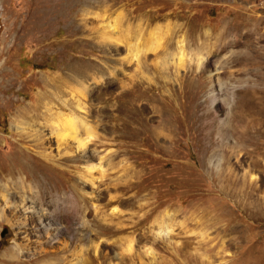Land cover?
<instances>
[{
    "label": "rangeland",
    "instance_id": "rangeland-1",
    "mask_svg": "<svg viewBox=\"0 0 264 264\" xmlns=\"http://www.w3.org/2000/svg\"><path fill=\"white\" fill-rule=\"evenodd\" d=\"M96 1L71 0L58 12L46 0H0V264H33L29 257L42 240V212L57 211L59 227L80 232L85 222L94 226L95 206L106 217L102 225L125 231L91 236L102 253L93 264H264V148L225 156L218 136H212L213 143L207 137L210 117L200 118L210 106V87L264 90V0ZM119 14L123 19L116 22ZM150 19L153 24L144 32L160 24L162 47L147 52L143 66L140 58L125 63L123 44L116 50L113 40L101 36L104 30L108 38L122 36L128 25L146 27ZM107 21L110 28H104ZM196 55L203 59L202 69ZM216 68L219 74L209 82L205 77L214 76ZM137 73L142 89L157 102L170 99L166 111L171 118L190 98L191 130H181L174 121L167 139L155 141L149 132L127 138L117 96ZM183 77L189 81L184 92L178 91ZM78 101L92 107L88 126L95 135L85 147L87 157L72 138L59 145L54 136L55 124ZM213 108L224 114L221 105ZM144 115L153 114L147 109ZM152 139L172 154L171 161L162 164L150 157ZM42 148L54 158L40 154ZM64 151L69 162L60 157ZM156 173L167 182L151 183ZM29 174L37 176L38 184L29 181ZM171 176L183 177L190 186L178 185ZM75 182L94 207L76 208ZM36 192L46 195L43 203L35 201ZM128 239L133 240L130 252ZM84 243L74 241L64 263L76 262L73 256Z\"/></svg>",
    "mask_w": 264,
    "mask_h": 264
},
{
    "label": "bare ground",
    "instance_id": "bare-ground-1",
    "mask_svg": "<svg viewBox=\"0 0 264 264\" xmlns=\"http://www.w3.org/2000/svg\"><path fill=\"white\" fill-rule=\"evenodd\" d=\"M69 1L71 0H48V1L46 0L47 2L46 5L50 6L52 4L53 9L55 11L60 12V11H64L63 6L68 5ZM72 1L75 3V0ZM102 1H103L102 3H107L108 1H111L112 3L118 2V0H102ZM96 2H98V0ZM92 4L94 5L93 2ZM132 12H140V11L134 9V11ZM88 13L89 12H87V15ZM33 19L38 20L36 17H34ZM120 19L121 20L123 19L121 14H119L116 17L115 21L117 22ZM149 21H151V23H147L146 27H143L142 24L138 22L136 29H132L128 25L125 28V31L122 33V36L118 35L115 37L112 36L114 38H110V37L108 38L107 31L105 30L104 31L102 30L103 33L101 34V36L103 37V39L107 38L109 40H113L115 44L114 46H116L117 48L116 50L120 48V46H118V43L123 44L125 48L124 50H126V57L123 60L125 61V63H130L133 59L140 58L139 62L143 66L145 65V60L143 61V57L146 56L147 52L157 51L162 47L163 28L162 26H160V24H155V26L151 27V29H149L148 32H144L145 28H148L153 24L152 19H150ZM37 25L39 27L40 24ZM105 27H109V28L111 27L109 21H107L104 28ZM163 27L166 28L165 30L166 34L169 31H171L169 22ZM231 27H234V25L231 24ZM223 32H224L223 34H225V30ZM76 33L77 31L74 30L70 33V35L74 36ZM170 56H174V55H170ZM183 60H184V55L182 54L181 58H179L180 63ZM202 60L203 59L202 57H200V55H196L197 66L201 67V69L205 66ZM166 63L167 60H164L162 62L164 68ZM203 72H201L200 74H203ZM215 72L216 74L214 76L209 75L206 76L205 79L208 80L209 82H213L215 80V76L219 74L217 68L215 69ZM142 79L143 77L139 76L138 73L136 75L134 74L130 76L129 82L127 84V89H125L121 94L117 96V106H118L117 109L119 112L124 114V118L123 121H121V125L125 130L127 138L134 139V137H137L139 135H143L144 137L146 136V132H149L152 138L155 139V141L156 140L159 141L165 138L167 139V137L169 136L167 132L173 130L172 127L174 121L179 124L178 127L181 130L188 128H190L191 130V128H193L194 126V122L190 121L189 124V120H188V114L191 107L190 98L186 99L185 102L182 101L179 104V107L177 108L174 117L171 118L169 114H167L168 112L166 111V107L169 106L168 100L170 99L169 98L167 100L160 99L161 103L157 102L158 98L156 99L152 94L149 95V92L144 91L142 89L143 86ZM188 83L189 81H186L185 77H183L181 87L179 88L178 91L184 92L185 85L189 86ZM237 86L235 84H232L230 86H224V87L218 85V89L212 87L208 88L206 93V100L209 102L210 106H208L207 110L200 116V118L210 117V121L207 125V130H208L207 137L209 139V142L213 143L212 136L214 134L218 136V139L225 146L224 149L222 150L223 151L222 153L225 156L229 154L235 156L238 155L239 152H243V155H249L252 152L255 153L264 148V90L256 91V90L247 89L243 92L239 91L238 93L236 90ZM258 93H262L263 96L257 98L256 95ZM215 103L222 106V108L224 109L223 115L221 116L218 115L217 110L213 108ZM147 109H149L150 112L153 114L149 119L146 118L144 115V112ZM80 110L85 112L84 115L80 113ZM75 112H77L78 115L75 114ZM91 114H92V107L90 105H87L85 103H80L78 101V104L73 112L70 111V114L67 115V117L64 118L63 120L62 118H60L58 122L55 124L56 133L54 134L55 139L59 141V145H61L67 139L72 138V140H74L76 143V150L83 152V156L85 157L86 155L84 151L87 142L88 140L91 139L90 137L95 135L93 133L92 128L88 126V118L89 116H91ZM79 130L82 132L81 137H78L77 135ZM230 138L233 140V142H231V145H228L227 143L230 140ZM153 139L152 142L149 141L150 144L147 145L150 157L154 158L155 159L154 161L160 163L163 162L162 164L168 162L169 160L171 161L173 157L172 154L167 152L165 148H163L161 145L156 144L153 141ZM42 149L43 150L41 151L40 154H43V156L45 157H53L51 153L49 152L46 153L45 149L44 148ZM63 149L65 150V148ZM68 156L69 154L66 151H64L63 154H60V157H63V160L66 162H69L71 160ZM166 158H169V160L166 161ZM91 166H89L87 169L89 175L92 169ZM154 175L151 176V178L149 179L151 183L164 184L167 182L161 177L162 175H159L157 173ZM229 176H231V174ZM158 177H161V179H158ZM178 178H176L175 176H171V179L174 182H176L178 185L187 186V187L190 186V183H188L185 180H181L183 177L180 179ZM171 179L169 178L168 180L169 184L173 183ZM83 180H85L83 182H89L90 186H93L94 184L92 180L89 179L87 180L83 179ZM29 181L34 182L35 184H38L39 182L35 174L33 175L29 174ZM233 181L235 182V179ZM137 187H135V189ZM127 189L130 188H125L123 189V191L128 192ZM72 190L74 196L78 200L76 203V208H78L79 210L81 209L84 210L83 208L86 207L89 208V205L93 206L92 202H90V198H88L84 193H82L81 190H79L78 183L76 182L73 183ZM44 196H46L44 195V193L39 194V192H36L34 199L39 203L40 202L43 203ZM95 196L96 198L101 197V195L99 194H96ZM112 198L116 199L117 202L120 201L119 198L116 197L115 195H113ZM32 202H34V200ZM110 204L111 203H108L107 205H105V207H107ZM94 208L95 209L93 210V212L95 216L92 222L94 226L91 227L90 225L91 223L85 222L84 226L86 227L80 229V232H84V234L82 235L80 234L79 231L77 232L72 231L68 225L64 226L63 228L59 227L56 224V217L58 216L57 211H54L52 213L42 212L39 215V232L41 233L40 237L42 238V240L39 241V246H38L39 250L36 251V254H34L35 256L33 255L32 257H29V262H33V264H93L95 260L101 257L102 253H101V248H99V244L94 243L93 240L91 239V236L109 235L112 237L120 233H123L125 231V229L120 226L115 225L116 227H113V225L112 226L102 225L101 222L106 221V217L104 219V212L98 206H95ZM35 220H36L35 215H31L29 218V224H33ZM142 221L144 222L145 219ZM157 225L159 226V228H162L163 219H161L157 223ZM81 230H86V231H81ZM67 234L69 235V238H66ZM76 240L80 242L85 241L83 247H81L80 249V253L74 254L73 256L75 257L76 262L73 263L72 260H69L68 262L64 263L65 257L63 255L66 254L67 251H69L70 245ZM132 242L133 240L131 241L128 239L126 252H130L132 250V245H131ZM103 244L104 243H102V245ZM55 245L58 246L55 247ZM46 247L49 248L47 249ZM91 250L93 252H91ZM84 254L88 255L85 259H83ZM42 258H49V261L47 262L45 261L44 263L43 261H41Z\"/></svg>",
    "mask_w": 264,
    "mask_h": 264
},
{
    "label": "water",
    "instance_id": "water-1",
    "mask_svg": "<svg viewBox=\"0 0 264 264\" xmlns=\"http://www.w3.org/2000/svg\"><path fill=\"white\" fill-rule=\"evenodd\" d=\"M6 230H4L2 233H1V236H3L5 234Z\"/></svg>",
    "mask_w": 264,
    "mask_h": 264
}]
</instances>
